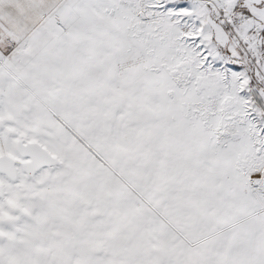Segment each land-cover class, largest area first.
<instances>
[{"label": "snow or ice", "instance_id": "obj_1", "mask_svg": "<svg viewBox=\"0 0 264 264\" xmlns=\"http://www.w3.org/2000/svg\"><path fill=\"white\" fill-rule=\"evenodd\" d=\"M0 264H264V0H0Z\"/></svg>", "mask_w": 264, "mask_h": 264}]
</instances>
